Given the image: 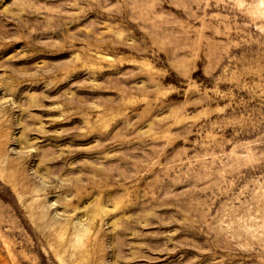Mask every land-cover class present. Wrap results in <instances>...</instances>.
Wrapping results in <instances>:
<instances>
[{"label":"rangeland","instance_id":"rangeland-1","mask_svg":"<svg viewBox=\"0 0 264 264\" xmlns=\"http://www.w3.org/2000/svg\"><path fill=\"white\" fill-rule=\"evenodd\" d=\"M0 264H264V0H0Z\"/></svg>","mask_w":264,"mask_h":264}]
</instances>
